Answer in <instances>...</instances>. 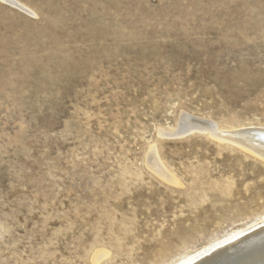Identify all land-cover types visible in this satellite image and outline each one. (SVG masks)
I'll use <instances>...</instances> for the list:
<instances>
[{
  "label": "rangeland",
  "instance_id": "obj_1",
  "mask_svg": "<svg viewBox=\"0 0 264 264\" xmlns=\"http://www.w3.org/2000/svg\"><path fill=\"white\" fill-rule=\"evenodd\" d=\"M15 1L0 0V264H174L264 216L263 160L173 135L184 115L264 128V0Z\"/></svg>",
  "mask_w": 264,
  "mask_h": 264
},
{
  "label": "bare ground",
  "instance_id": "obj_2",
  "mask_svg": "<svg viewBox=\"0 0 264 264\" xmlns=\"http://www.w3.org/2000/svg\"><path fill=\"white\" fill-rule=\"evenodd\" d=\"M4 1L25 9L15 0ZM194 131L209 133L210 137L217 141L235 145L264 161V128L224 131L215 124L184 115L173 135H183ZM152 150L153 154L150 156L149 153L148 158L153 169L165 180L178 184L175 177L164 169L155 150ZM201 250L174 264H264V216L246 229H239ZM106 255L104 251L97 252L94 255V262L97 263Z\"/></svg>",
  "mask_w": 264,
  "mask_h": 264
}]
</instances>
